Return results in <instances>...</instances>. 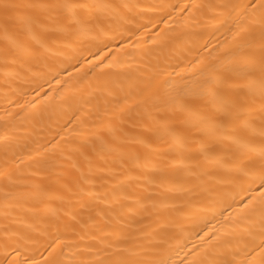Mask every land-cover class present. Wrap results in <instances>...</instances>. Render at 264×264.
I'll return each mask as SVG.
<instances>
[{"label":"bare ground","instance_id":"6f19581e","mask_svg":"<svg viewBox=\"0 0 264 264\" xmlns=\"http://www.w3.org/2000/svg\"><path fill=\"white\" fill-rule=\"evenodd\" d=\"M264 0H0V264H264Z\"/></svg>","mask_w":264,"mask_h":264},{"label":"snow or ice","instance_id":"6c2138e0","mask_svg":"<svg viewBox=\"0 0 264 264\" xmlns=\"http://www.w3.org/2000/svg\"><path fill=\"white\" fill-rule=\"evenodd\" d=\"M262 187H264V184H262Z\"/></svg>","mask_w":264,"mask_h":264}]
</instances>
